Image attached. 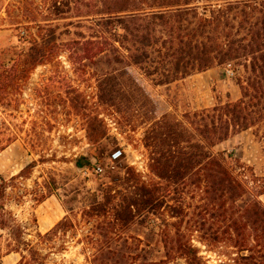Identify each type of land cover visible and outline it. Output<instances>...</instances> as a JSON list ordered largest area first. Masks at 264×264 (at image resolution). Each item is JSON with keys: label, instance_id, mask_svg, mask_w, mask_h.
Listing matches in <instances>:
<instances>
[{"label": "rangeland", "instance_id": "obj_1", "mask_svg": "<svg viewBox=\"0 0 264 264\" xmlns=\"http://www.w3.org/2000/svg\"><path fill=\"white\" fill-rule=\"evenodd\" d=\"M17 44L13 31L0 30V49ZM118 56L112 53L108 58ZM75 57L63 51L60 65L39 67L24 87L21 108L0 110V130L16 131L20 137L2 162L0 158V178L6 183L0 205L7 224L5 230L0 228V264H90L87 259L94 252L86 247L93 232L101 242H127L117 257L137 262L146 249L149 259L156 260L165 256L166 236L177 230L191 238L208 264L229 263L236 257L234 249L208 247L197 232L209 222L204 158L187 178V186H176L153 172V148L147 139L165 114L189 127L187 116L239 100V70L216 67L157 86V76L145 78L126 63L110 64L105 58L82 66L71 63ZM95 123L102 125L100 137L91 135ZM33 131L45 135L35 150L30 147ZM117 151L122 157L113 161ZM213 153L250 191L264 188V126L232 137ZM43 158L52 161L43 163ZM93 160L102 165L103 173L94 171ZM34 161L37 167L29 179L11 180ZM52 178L58 184L55 195L38 205L36 200L46 195ZM135 182L161 189L157 207L134 210V223L121 237L99 228L115 221L113 209H120L125 197L134 196ZM259 198L264 204V194ZM97 208V215L85 217ZM102 208L108 212H101ZM13 253L18 262H7L4 258Z\"/></svg>", "mask_w": 264, "mask_h": 264}, {"label": "trees", "instance_id": "obj_2", "mask_svg": "<svg viewBox=\"0 0 264 264\" xmlns=\"http://www.w3.org/2000/svg\"><path fill=\"white\" fill-rule=\"evenodd\" d=\"M0 30L13 31L18 38L16 46L0 49V110L14 106L19 110L34 71L60 65L63 51L76 56L71 63L82 66L105 58L110 64L126 63L145 78L157 76V86L216 67L239 70V100L187 116L189 127L165 114L147 140L153 148V172L176 186L186 187L187 178L204 158L209 222L197 232L208 247L223 245L236 251V257L223 264H264V204L259 198L264 188L253 195L254 190L213 153L232 137L264 126V0H0ZM112 53L119 56L108 58ZM72 104L78 108L75 99ZM101 126L95 123L91 135L100 137ZM43 136L32 132L33 150L39 149ZM19 138L16 131L0 130V152ZM47 161L52 159H41ZM36 167L34 161L11 180L29 179ZM0 180L1 199L6 183ZM134 184V196L125 197L120 209H113L115 221L99 228L121 237L134 223V210L157 207L161 189ZM57 186L52 178L46 195L36 200L38 205L54 196ZM2 209L0 205V228L5 230ZM98 209L87 211L85 217L97 215ZM62 225L64 221L57 228ZM165 240L162 258L149 259L150 251L144 249V256L129 262L124 255L117 257L127 242H101L93 232L86 249L94 255L87 260L90 264H208L181 230Z\"/></svg>", "mask_w": 264, "mask_h": 264}, {"label": "built area", "instance_id": "obj_3", "mask_svg": "<svg viewBox=\"0 0 264 264\" xmlns=\"http://www.w3.org/2000/svg\"><path fill=\"white\" fill-rule=\"evenodd\" d=\"M121 157H122V152H121V151H117V152H115V153L113 154V156H112V160L115 161V160L120 159ZM92 166H93L94 171H95L97 174H101V173L104 172V168L102 167V165H100V164L98 163V161L93 160V161H92ZM86 172L89 173L90 170H89V169H86Z\"/></svg>", "mask_w": 264, "mask_h": 264}, {"label": "crops", "instance_id": "obj_4", "mask_svg": "<svg viewBox=\"0 0 264 264\" xmlns=\"http://www.w3.org/2000/svg\"><path fill=\"white\" fill-rule=\"evenodd\" d=\"M16 143V142H15ZM15 143H13V144H11L8 148H6L4 151H2V152H0V158H1V162H2V160L4 159V156H6V154H7V152H8V150H10V148L15 144ZM0 162V163H1ZM16 256H18L17 254H10V255H7L4 259L7 261V262H15L16 261V263L18 262V259H17V257Z\"/></svg>", "mask_w": 264, "mask_h": 264}]
</instances>
